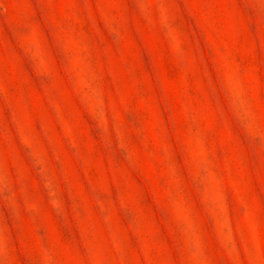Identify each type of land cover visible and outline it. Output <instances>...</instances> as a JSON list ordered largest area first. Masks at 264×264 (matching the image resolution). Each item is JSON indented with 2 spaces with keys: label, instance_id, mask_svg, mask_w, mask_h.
Listing matches in <instances>:
<instances>
[{
  "label": "rangeland",
  "instance_id": "rangeland-1",
  "mask_svg": "<svg viewBox=\"0 0 264 264\" xmlns=\"http://www.w3.org/2000/svg\"><path fill=\"white\" fill-rule=\"evenodd\" d=\"M0 264H264V0H0Z\"/></svg>",
  "mask_w": 264,
  "mask_h": 264
}]
</instances>
